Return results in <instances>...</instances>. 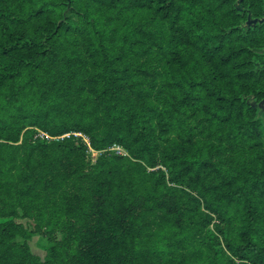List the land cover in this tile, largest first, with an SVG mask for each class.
I'll return each mask as SVG.
<instances>
[{
  "label": "trees",
  "instance_id": "1",
  "mask_svg": "<svg viewBox=\"0 0 264 264\" xmlns=\"http://www.w3.org/2000/svg\"><path fill=\"white\" fill-rule=\"evenodd\" d=\"M249 16L264 0H0V264H264Z\"/></svg>",
  "mask_w": 264,
  "mask_h": 264
},
{
  "label": "rangeland",
  "instance_id": "2",
  "mask_svg": "<svg viewBox=\"0 0 264 264\" xmlns=\"http://www.w3.org/2000/svg\"><path fill=\"white\" fill-rule=\"evenodd\" d=\"M38 134H39V137H41V138L43 137L42 133H38ZM75 136L81 138L86 143V145H87V156H88V160H89V162L91 164H94L95 163V160L102 153L101 152L94 151V150H92L90 148V146H89V140H88L87 137H85V136H83L81 134H75ZM44 137H46L47 139H50L47 136H44ZM109 151H113L116 154L122 155V156H126L127 155L126 151L122 147H120L118 145H113L109 149ZM21 223L24 224L25 222L24 221H21ZM57 240H58V238H57ZM17 241L18 242H22L19 239ZM27 245L29 247L30 252L34 256H36L37 258H39L42 261L46 257L47 250L51 247L52 241L47 236H38L37 235V236L32 237V239L27 242Z\"/></svg>",
  "mask_w": 264,
  "mask_h": 264
},
{
  "label": "water",
  "instance_id": "3",
  "mask_svg": "<svg viewBox=\"0 0 264 264\" xmlns=\"http://www.w3.org/2000/svg\"><path fill=\"white\" fill-rule=\"evenodd\" d=\"M264 21V18L261 19V20H258V19H252L250 16L248 17V20H247V27L250 26V25H255L257 23H262ZM264 104V100L259 104V106H262Z\"/></svg>",
  "mask_w": 264,
  "mask_h": 264
}]
</instances>
